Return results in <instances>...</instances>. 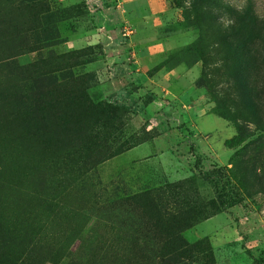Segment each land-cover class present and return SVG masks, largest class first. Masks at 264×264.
Masks as SVG:
<instances>
[{"label":"rangeland","instance_id":"obj_1","mask_svg":"<svg viewBox=\"0 0 264 264\" xmlns=\"http://www.w3.org/2000/svg\"><path fill=\"white\" fill-rule=\"evenodd\" d=\"M229 19L248 34L237 59L258 124L238 119L232 60L217 41ZM63 52L60 70L20 80L17 67ZM63 82L59 91L114 111L100 155L59 149L78 137L59 122L21 125L14 84L34 99ZM233 116L252 134L243 143L263 134L264 0H0V162H28L0 173V264L22 252L35 264H145L115 201L191 176L222 209L183 237L207 238L212 264H264V138L242 157L237 196L224 170L240 147L224 143ZM193 255L171 263L203 264Z\"/></svg>","mask_w":264,"mask_h":264},{"label":"trees","instance_id":"obj_2","mask_svg":"<svg viewBox=\"0 0 264 264\" xmlns=\"http://www.w3.org/2000/svg\"><path fill=\"white\" fill-rule=\"evenodd\" d=\"M238 24H231L228 30L227 28L219 29L217 41L219 44L225 45L232 60L233 89L237 96L236 105L240 108L238 111L241 115L238 119H249L254 124H258L259 119L250 118V115H253L255 103L249 96L246 82L240 77V65L237 58L242 53L244 48L242 45L246 43L248 34L239 31ZM200 38L203 40L202 34H200ZM69 55L68 52H63L59 55L42 58L30 64L21 65L16 68V71L22 75L21 81L47 75L63 68L61 62ZM202 74L206 76L208 73L203 71ZM67 83L63 82L52 86V89L44 94H39L34 99L30 94H27V91L24 92L25 94H21L20 87L14 84V91L18 89V96L21 98L19 102L15 96L13 99L18 109L19 118H21V125L25 124L24 128L27 129L28 120L34 123L33 126L40 123L38 121L47 123L49 119L55 124L59 122L60 125L71 129L78 136L77 139L67 137L70 139V145L59 149H71L79 161L90 157V155H100V151L97 149L112 137L111 130L114 129L112 120L116 119V115L109 104L93 103L83 95L84 93H76L77 90L59 91L60 87L65 88ZM217 114L229 118L225 114L219 112ZM230 119L235 123L236 133L227 138L224 143L240 147L230 157V167H226L224 170L236 187L235 194L239 196L244 193L247 187L244 176L246 169L243 168L247 160H243L242 157L250 148L254 150L258 147L256 143L261 142L264 138V130L263 134L243 143L252 134L245 126L236 121V116ZM16 145L15 143L14 148ZM130 147L132 146L127 149ZM260 153H262L261 150H258V154ZM27 167L28 162L18 161L13 164L0 162V173L19 171L18 173L23 174ZM212 172L219 173L220 170H211L210 173ZM251 172L255 173L253 169ZM237 199L232 203L238 201ZM114 204L129 209L131 222L128 225L129 233L126 234L128 235V246L130 250L138 249L143 253L146 252L140 260L145 264H173L170 256L192 259L194 253H199L203 264L213 263L211 247L207 238L189 243L182 235L184 230L222 209V206L214 199L204 200L201 198L194 177H187L165 183L151 190L134 193L115 201ZM35 263L29 261V255L25 252L14 258L12 263L10 262V264Z\"/></svg>","mask_w":264,"mask_h":264},{"label":"clouds","instance_id":"obj_3","mask_svg":"<svg viewBox=\"0 0 264 264\" xmlns=\"http://www.w3.org/2000/svg\"><path fill=\"white\" fill-rule=\"evenodd\" d=\"M237 11H240V9H237ZM223 19H224V18H221L222 21H223ZM231 23H232V21H231V19H229V20L227 21V23L224 24V27H225V28L229 27V26L231 25Z\"/></svg>","mask_w":264,"mask_h":264},{"label":"crops","instance_id":"obj_4","mask_svg":"<svg viewBox=\"0 0 264 264\" xmlns=\"http://www.w3.org/2000/svg\"><path fill=\"white\" fill-rule=\"evenodd\" d=\"M136 148H137L136 146H135V147H132V148H130L128 151L131 152V153H132V151H133V153H136V152H135V151H136Z\"/></svg>","mask_w":264,"mask_h":264}]
</instances>
